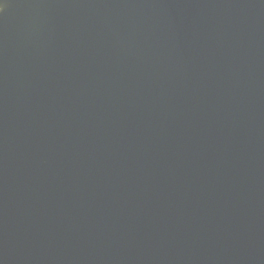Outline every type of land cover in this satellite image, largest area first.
Listing matches in <instances>:
<instances>
[{
    "label": "water",
    "instance_id": "obj_1",
    "mask_svg": "<svg viewBox=\"0 0 264 264\" xmlns=\"http://www.w3.org/2000/svg\"><path fill=\"white\" fill-rule=\"evenodd\" d=\"M0 264H264V0H0Z\"/></svg>",
    "mask_w": 264,
    "mask_h": 264
}]
</instances>
